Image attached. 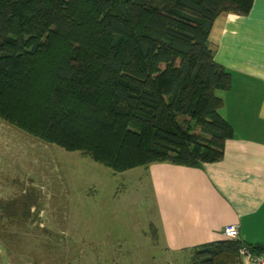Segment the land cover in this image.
Segmentation results:
<instances>
[{
	"label": "trees",
	"instance_id": "16d2710c",
	"mask_svg": "<svg viewBox=\"0 0 264 264\" xmlns=\"http://www.w3.org/2000/svg\"><path fill=\"white\" fill-rule=\"evenodd\" d=\"M253 4L0 0V119L115 173L218 162L234 129L216 92L230 88L231 75L209 37L219 16H246ZM30 189L0 204V222L40 210ZM244 248L264 253L224 239L193 249L190 264H240Z\"/></svg>",
	"mask_w": 264,
	"mask_h": 264
},
{
	"label": "rangeland",
	"instance_id": "374dc122",
	"mask_svg": "<svg viewBox=\"0 0 264 264\" xmlns=\"http://www.w3.org/2000/svg\"><path fill=\"white\" fill-rule=\"evenodd\" d=\"M30 188L40 210L0 222L1 237L14 234L0 238V264H190L192 254L167 253L156 232L147 166L115 173L0 119V204Z\"/></svg>",
	"mask_w": 264,
	"mask_h": 264
},
{
	"label": "crops",
	"instance_id": "0c3cea01",
	"mask_svg": "<svg viewBox=\"0 0 264 264\" xmlns=\"http://www.w3.org/2000/svg\"><path fill=\"white\" fill-rule=\"evenodd\" d=\"M209 43L215 61L231 75L230 88L218 96L234 136L218 162L148 167L156 232L174 255L224 240L229 225L239 226L245 243L264 245V0H254L246 16H219Z\"/></svg>",
	"mask_w": 264,
	"mask_h": 264
},
{
	"label": "built area",
	"instance_id": "2783aa9c",
	"mask_svg": "<svg viewBox=\"0 0 264 264\" xmlns=\"http://www.w3.org/2000/svg\"><path fill=\"white\" fill-rule=\"evenodd\" d=\"M223 235L225 239L228 240H239L240 239V229L239 226L229 225L223 230ZM241 254L245 256L247 264H264V253L253 254L250 253L246 248L241 250Z\"/></svg>",
	"mask_w": 264,
	"mask_h": 264
}]
</instances>
